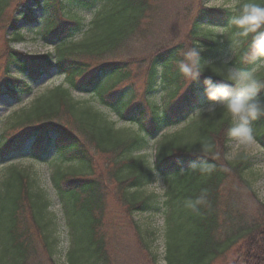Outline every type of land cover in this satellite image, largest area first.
Instances as JSON below:
<instances>
[{"label":"trees","instance_id":"obj_1","mask_svg":"<svg viewBox=\"0 0 264 264\" xmlns=\"http://www.w3.org/2000/svg\"><path fill=\"white\" fill-rule=\"evenodd\" d=\"M201 1L182 35L155 40L151 34L157 0H18L11 7L8 41L22 39L21 21L41 23L36 34L53 51L34 55L10 47L4 55L0 93L30 92L26 81L9 74L11 66L31 81L53 68L64 79L9 116L6 127L13 134L0 144V158L22 153L32 139L29 155L34 160H44L53 149L61 160L83 164L82 173L57 169L54 174L56 194L74 223L68 230L66 264H114L103 224L108 181L115 184L113 194L131 217L162 209L166 264H213L233 247L237 253L233 264H264V204L246 177L249 162L243 156L225 157L230 116L219 106L214 115L203 111L210 103L204 95L205 77L220 82L229 67L252 72L261 82L258 96L264 100V65L252 71L263 58L252 59L251 37L234 36L228 8L207 7ZM255 2L264 5V0ZM66 5L90 10V18L84 22L66 14ZM10 6L11 0H0V18ZM35 8L42 15L38 21ZM216 28H223L224 35L212 36ZM196 41L204 47L202 75L182 81L180 62H188L185 54ZM222 44L234 48L233 58L205 62L209 54L219 53ZM133 62L145 65L141 73L134 72ZM139 77L142 90L137 95L132 81ZM169 83L174 87L167 99L156 100L152 92ZM72 90L97 96L119 120L135 124L138 130L117 127L102 110L74 99ZM168 126L175 128L162 131ZM253 133L264 147V116L253 122ZM147 139L154 140L152 159L133 154L147 146ZM94 155L105 159V176H93ZM201 163L211 165L212 172L191 168ZM157 175L165 188L160 207L158 195L142 193ZM1 185L6 242L2 240L0 247V264H57L53 254L58 241L51 237V222L44 216L47 202L32 190L30 175L9 165ZM202 190L207 191V203L197 212L185 207V201L195 200ZM132 224L143 264H156L150 233L137 222Z\"/></svg>","mask_w":264,"mask_h":264},{"label":"rangeland","instance_id":"obj_2","mask_svg":"<svg viewBox=\"0 0 264 264\" xmlns=\"http://www.w3.org/2000/svg\"><path fill=\"white\" fill-rule=\"evenodd\" d=\"M18 0H11V6L8 8L6 13L0 18V76H2L3 71V61L5 53L10 49V47L25 52L27 54L41 55L44 53H51L53 50L52 45L44 42L37 34L36 29L40 30L41 23H29L27 21H21L20 28L23 33V37L20 41H8L12 29H10L7 24L11 16V7ZM202 5L207 7H226L233 3V0H202ZM198 5V0H157V12L155 14V23L152 26V38L153 40L161 39L165 36L175 37L178 33H182L186 30L189 20L192 17L196 7ZM32 7H34L32 5ZM227 8V7H226ZM65 12L71 16H77L83 19L84 22H87L90 18V10L84 8L65 6ZM35 17L38 20L41 19V11L38 8H35ZM13 14V11H12ZM208 27L212 28L207 22H203ZM217 29H213L211 35H216ZM170 38V39H171ZM234 52V48L229 44H222L219 53L214 55L209 54V57L204 58L205 62L213 61H224L228 62L233 57L231 56ZM130 58L134 61L133 57ZM141 59L142 57H134ZM138 65V66H137ZM264 65V58L259 62L257 66H254L252 71L259 70L261 66ZM134 72L136 69L141 73V68L145 65L138 64L133 62L131 65ZM144 69V68H143ZM137 73H139L136 70ZM9 74L26 81L29 85V93H20L19 95L11 96L4 91L0 93V144L4 145V140L12 136L6 123L9 119V116L19 110L22 107H27L31 101L44 92L46 89L56 86L63 83L64 76L55 72V70L50 71L48 74H42L37 79L31 81L27 79L23 74L17 73L14 66L10 67ZM139 76V74H138ZM189 76L183 74L182 81H187ZM135 86V91L137 95L141 93L142 90V79L137 78L132 81ZM14 83H11L13 86ZM174 87V83L163 84L158 87L155 92L152 94L161 100L167 99L166 95ZM74 99L81 101L85 104L92 105L104 113H106L111 120L116 121L117 127H126L131 131H136L137 126L135 124H129L119 120L117 116L109 111L104 105L99 102L97 96L89 95L87 93L79 92L76 90L71 91ZM158 103V102H157ZM175 126L164 127L162 131L172 132ZM153 139H147V146L140 147L133 154H147L148 159H152L153 151H150V145L153 144ZM258 142V141H257ZM29 144L30 140H27L24 147L22 148V153H14L8 155V159L2 161L0 158V190L3 189L1 185L4 176L6 175L7 167L9 165H16L20 169L24 170L30 175L32 180V190L40 194L43 199L47 202L46 210L44 211L45 219H50V230L51 237H55L58 242H56L57 251L53 254V258L57 264H66V253L70 246V237L68 230L74 223L69 222L67 218L69 213L65 207L63 210L62 201L60 202L59 195L56 194V189L53 184L55 182V172L59 169L62 172H80L82 173L83 164L72 160L66 161L58 158V154L55 150L50 149L46 154L44 160H34L29 155ZM233 141L228 138L226 144V154L225 157L229 160H235L243 156L246 161L249 162V165L246 169V177L250 181V185L254 190L257 199L264 204V147L258 142V145L252 147L241 146L234 149L232 147ZM3 149L0 153L3 154ZM233 151L234 155L229 156V152ZM150 153V154H149ZM94 173L93 176L102 175L104 173V163L105 159L101 156L94 155ZM79 173V174H80ZM105 176V173L103 174ZM53 178V179H52ZM156 177L152 178L151 182L148 183L143 189L142 193L144 195H149L153 192L158 197L156 198L161 206L162 194L158 191L157 187L154 184ZM162 186H164L163 178L159 177ZM106 180V179H103ZM106 186V208L104 212V235L107 240V251L110 255L111 260L114 264H143L144 256L141 254L139 246L136 242V234L133 228V222H137L140 228L146 230L150 233V247L152 253L155 255L156 264H166L164 261L165 257V248H164V217L162 214V209L160 211H147V212H135L133 217H131L127 212L126 208L119 202L115 193L116 186L113 182L107 183ZM164 192V191H163ZM153 199L154 202H156ZM157 206V203L155 204ZM154 206V205H153ZM66 220L69 222L66 223ZM2 218L0 217V247L3 246L2 240L5 241L4 228L1 224ZM72 237V236H71ZM3 238V239H2ZM236 247L230 249L229 252L224 254L220 259L215 261L213 264H233L236 257ZM39 250V249H38ZM146 258H150L145 255Z\"/></svg>","mask_w":264,"mask_h":264},{"label":"clouds","instance_id":"obj_3","mask_svg":"<svg viewBox=\"0 0 264 264\" xmlns=\"http://www.w3.org/2000/svg\"><path fill=\"white\" fill-rule=\"evenodd\" d=\"M230 11L229 24L235 28L234 36L247 39L250 38L249 52L254 60L264 58V5L255 0H246L226 6ZM217 37L224 35V29L219 28ZM204 47L196 41L185 54L188 62H180V71L193 79H199L202 75V53ZM204 95L210 102L203 111L215 114L216 108L221 107L230 116V126L227 129L228 138L233 141L234 149L241 146L252 147L258 145L253 133V122L264 116V100L260 99L258 92L262 87L260 80L249 71L229 67L226 78L215 82L211 76L205 77ZM200 111V110H198ZM234 155L233 151L228 154ZM203 173H211L212 166L203 163L191 165ZM158 191H165L158 175L154 181ZM207 203V191L202 190L201 195L195 200L185 201V207L193 212L198 211V206Z\"/></svg>","mask_w":264,"mask_h":264}]
</instances>
